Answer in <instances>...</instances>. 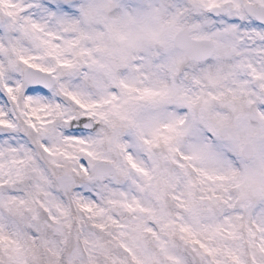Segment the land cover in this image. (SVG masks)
Returning <instances> with one entry per match:
<instances>
[{"label":"snow or ice","instance_id":"snow-or-ice-1","mask_svg":"<svg viewBox=\"0 0 264 264\" xmlns=\"http://www.w3.org/2000/svg\"><path fill=\"white\" fill-rule=\"evenodd\" d=\"M245 108L264 0H0V264H264Z\"/></svg>","mask_w":264,"mask_h":264},{"label":"rangeland","instance_id":"rangeland-1","mask_svg":"<svg viewBox=\"0 0 264 264\" xmlns=\"http://www.w3.org/2000/svg\"><path fill=\"white\" fill-rule=\"evenodd\" d=\"M248 112L252 119L240 123L244 113L237 114L236 120L229 129V136L234 140L236 150L240 155L241 168L239 171L259 179L264 177V120H261L258 114L249 110ZM237 124L239 126L235 128ZM247 142L252 143L255 150L253 159L248 162L241 156V151Z\"/></svg>","mask_w":264,"mask_h":264}]
</instances>
